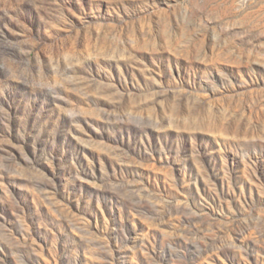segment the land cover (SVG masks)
<instances>
[{
    "label": "rangeland",
    "instance_id": "obj_1",
    "mask_svg": "<svg viewBox=\"0 0 264 264\" xmlns=\"http://www.w3.org/2000/svg\"><path fill=\"white\" fill-rule=\"evenodd\" d=\"M0 264H264V0H0Z\"/></svg>",
    "mask_w": 264,
    "mask_h": 264
}]
</instances>
